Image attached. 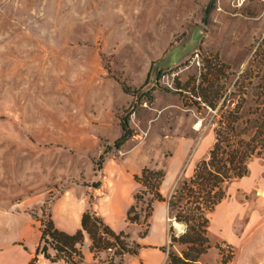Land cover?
Segmentation results:
<instances>
[{"label":"rangeland","instance_id":"obj_1","mask_svg":"<svg viewBox=\"0 0 264 264\" xmlns=\"http://www.w3.org/2000/svg\"><path fill=\"white\" fill-rule=\"evenodd\" d=\"M263 38L264 0H0V206L48 220L68 187L101 180L103 192L111 164L165 169L169 195L209 154L223 114L238 102L241 124L257 114L264 80L235 81L245 68L264 72ZM199 93L221 94L217 107ZM125 115L133 134L117 147ZM175 221L168 207L154 219L160 264H174L168 250L181 254L169 245L186 229ZM208 232L193 264H264V153L229 183ZM40 249L57 257L46 241Z\"/></svg>","mask_w":264,"mask_h":264},{"label":"trees","instance_id":"obj_2","mask_svg":"<svg viewBox=\"0 0 264 264\" xmlns=\"http://www.w3.org/2000/svg\"><path fill=\"white\" fill-rule=\"evenodd\" d=\"M262 44L264 45V38L259 48ZM253 57L251 63L254 62ZM261 59H264V55ZM225 76L227 78L228 74ZM256 76L264 80V72L255 73L245 68L239 73L235 83L241 78L242 81H250ZM212 85H214L213 82ZM243 87H249V85L243 84ZM125 89L129 90L126 86ZM246 93L247 91L244 90L243 94ZM199 96L205 97L207 103L212 108H216L221 94L217 93L214 99L208 98L206 93H199ZM257 96L260 97L254 98L257 114L248 117L245 125L240 123V118L244 117L240 112L244 109V104L239 102L218 119L215 141L209 154L195 164L189 175H183L177 181L169 195H164L161 191V184L166 176L165 169L145 165L141 173L135 174V179L140 186L135 192V202L128 209L127 219L130 223L145 225V229L139 233V236L143 237L149 233L154 201L157 199L167 200L169 216L186 225V229L180 235L175 233L170 235L169 245L178 244L181 251L180 254L168 250V257L172 263L193 264L207 251L211 246L208 232L211 212L227 196L229 183L248 173L249 159L255 154L264 153V90H260ZM254 127L259 130L254 133L249 132V129ZM122 128V134L114 143L117 147H120L133 134L128 115L122 118ZM245 134L248 135L244 136ZM110 148V145L104 148L100 154L99 163L104 160L105 153ZM92 184L98 187L102 181L97 180ZM41 222V239L37 252L41 250L42 241H46L57 250V257L53 258L55 261L64 258L70 264H77L72 259L74 252L82 260L80 248L85 239V231L91 238V250L94 251L95 256L103 250L111 249L113 254L109 264H116V260L122 259L126 254H137L142 246L129 231L124 229L117 231L107 223L92 202L83 213V227L74 233L59 229L52 216L48 220L41 218ZM161 248L167 250L166 246Z\"/></svg>","mask_w":264,"mask_h":264},{"label":"crops","instance_id":"obj_3","mask_svg":"<svg viewBox=\"0 0 264 264\" xmlns=\"http://www.w3.org/2000/svg\"><path fill=\"white\" fill-rule=\"evenodd\" d=\"M113 180H108L105 190L100 192L98 187L90 184L68 187L57 197L50 207L55 225L69 233H74L82 225V216L87 206L92 202L95 209L104 217L115 230L136 232L139 223H130L127 219L129 207L135 202V192L140 183L135 174L141 172L138 168L128 170L124 164H111ZM103 180V184H104ZM164 181L161 191L164 195ZM94 196V198H93ZM167 200H155L152 223L146 236H139L142 246L137 254H129L125 264H160L162 251L153 243L150 234L156 227V222L167 215ZM20 206H0V264H41L44 256L37 252L41 239V220L35 219L31 212ZM132 236V235H131ZM159 242V241H158ZM82 263L95 264L97 256L91 250V238L85 231V239L81 245ZM51 264H70L63 258Z\"/></svg>","mask_w":264,"mask_h":264},{"label":"built area","instance_id":"obj_4","mask_svg":"<svg viewBox=\"0 0 264 264\" xmlns=\"http://www.w3.org/2000/svg\"><path fill=\"white\" fill-rule=\"evenodd\" d=\"M111 250V249H109ZM41 254L44 256L45 260H43L41 262V264H51L52 262H54L55 260H51V259H47L46 256H45V252L44 251H41ZM78 256V257H77ZM64 259V258H63ZM72 259H73V262L77 263V264H83L81 259H80V256L74 252L73 255H72Z\"/></svg>","mask_w":264,"mask_h":264},{"label":"water","instance_id":"obj_5","mask_svg":"<svg viewBox=\"0 0 264 264\" xmlns=\"http://www.w3.org/2000/svg\"><path fill=\"white\" fill-rule=\"evenodd\" d=\"M176 222H179V221H175V225H176ZM184 226H185V224H184ZM177 227V226H176ZM186 227V226H185Z\"/></svg>","mask_w":264,"mask_h":264},{"label":"bare ground","instance_id":"obj_6","mask_svg":"<svg viewBox=\"0 0 264 264\" xmlns=\"http://www.w3.org/2000/svg\"><path fill=\"white\" fill-rule=\"evenodd\" d=\"M176 223H179V222H176ZM181 224H182V223H181ZM182 225H183V224H182ZM182 225H181V226H182ZM183 226H184V225H183ZM177 227H178V226H177ZM178 228H179V227H178Z\"/></svg>","mask_w":264,"mask_h":264}]
</instances>
